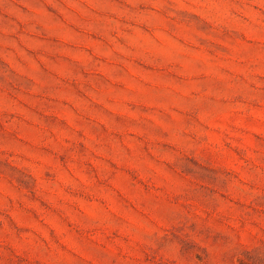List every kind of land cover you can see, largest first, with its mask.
<instances>
[{"label": "rangeland", "instance_id": "obj_1", "mask_svg": "<svg viewBox=\"0 0 264 264\" xmlns=\"http://www.w3.org/2000/svg\"><path fill=\"white\" fill-rule=\"evenodd\" d=\"M0 264H264V0H0Z\"/></svg>", "mask_w": 264, "mask_h": 264}]
</instances>
